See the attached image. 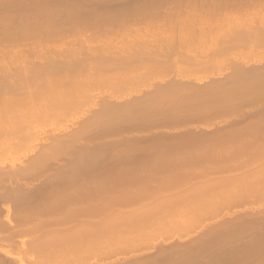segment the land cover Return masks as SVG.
Masks as SVG:
<instances>
[{
    "label": "bare ground",
    "instance_id": "6f19581e",
    "mask_svg": "<svg viewBox=\"0 0 264 264\" xmlns=\"http://www.w3.org/2000/svg\"><path fill=\"white\" fill-rule=\"evenodd\" d=\"M222 14H226L224 17L227 18L247 20L248 22L243 23L235 22L241 27L235 29L242 32L248 28L245 35H254L256 41H261L260 38L264 35V29H259L261 24L255 25L254 19L259 18L264 25V0H0V201H6V204L8 202L9 204H22L21 206L25 203L29 204L33 200H27L29 195L27 193L33 195L36 188L37 192L39 188L42 189V187L38 188V185L43 184L40 179L46 175L44 173L52 171L59 175L60 180L58 178L57 180L61 181V179L67 178L68 174L65 173L69 171L78 172L80 170L78 172L80 174L83 171L82 168L99 167L95 163L99 160L97 157L107 150L105 148L108 145L120 144L121 142L133 144L158 134L157 131L153 132L157 130L156 127L153 130L154 127L150 129V127H146L147 125L141 124H137L141 126L133 131L118 133V130L124 126L123 121L119 118L123 114L132 113L133 115L135 110H145L147 106L155 105L156 108L160 109L174 108L176 110V104L193 101L194 99L191 97L194 95H203L204 93H199L201 90L207 92V89H214L225 93L229 87L242 90L247 86L256 87L255 85L264 79V49L259 47L263 58H257L256 54H252L255 38L253 41L252 39L251 41H245V39L236 41L237 43L245 41L246 45L251 43L247 47L252 46L251 49L242 51L243 57L235 60V63L232 60L231 65L229 62H227L229 65L227 63L225 65L224 61L220 62L214 55L215 58L210 56L212 58L205 61L204 58L201 59L202 56H193L186 51L196 48L197 35L193 37V33L201 32L204 29L206 32L211 31L215 26L214 22L221 20L222 17L219 18V16H223ZM209 18L214 22H211ZM250 26L252 30L249 29ZM177 33H180V36L189 33L192 37L186 35L181 36L183 37L181 38ZM160 34L171 37L170 44L168 41L165 43L164 36L162 37ZM175 34L180 38L178 39L180 43L175 41L177 38L173 40L176 37ZM166 39L168 40V38ZM176 43L179 44L177 49L175 48ZM185 45H189L187 49L185 48L186 50L184 49ZM193 57L199 60L191 62ZM213 59L216 62L214 70L210 69L211 66L209 67L211 65L209 61H212L214 66ZM218 62L224 64V70H222L224 67L222 64H220L221 67L216 65ZM170 63L180 64L181 70L175 75L169 73L168 66ZM218 68L219 70H217ZM226 83H230L229 86ZM157 102L164 105L159 106ZM170 110L168 112L173 114L179 113L173 109ZM184 110L181 109L180 112L182 113ZM141 114L143 115L145 112ZM183 115L187 116L189 113L177 114L180 118L177 117L176 119L179 118V120L172 126H166L163 135L169 134L170 130L183 129L188 124L181 121L183 117L185 118ZM127 144L125 146L129 147ZM123 146L121 145V147ZM91 169L93 170V168ZM56 174L52 173L50 176H57ZM62 175H65L64 178L60 177ZM83 178L84 175L79 184L85 183L86 185H84L87 187H83L88 190L90 179ZM59 181L52 182L59 183ZM62 181L64 182V180ZM73 181H76L75 178ZM212 186H208L209 189ZM203 193L205 192L203 191ZM32 195L30 196L32 197ZM30 196L28 198H31ZM92 199L94 197L84 201L89 204ZM50 202L44 206L48 205L49 208L57 206V203ZM59 203L58 205L61 206ZM158 203L156 202L155 206L147 205L146 207L144 205L146 209L143 206L141 209L139 205L140 213L125 215L113 222L108 220L109 224L106 220L107 223L104 222L107 225L103 224V227L99 226L98 229L90 228V230L89 227L86 229V224H84L80 230L75 228V231L69 230L67 233L66 231L63 233L60 231L59 233L58 231L57 233H49L47 231L48 234L44 238L36 240L37 244H34L36 247L32 245L33 243L31 244V252L35 249H45V245L49 248L53 243L54 246H52L51 251L53 249L57 251L58 246L61 248L63 247L61 245H66L68 249L64 248L66 246L63 247V256L61 251L58 252L59 254L51 255L54 251L50 253L49 249H45L46 252L43 253H50L52 258L56 255L57 260L55 257L51 260L53 263L55 260V263L56 261H62L61 263L65 261L68 264L70 260L73 261L72 257L76 253L78 259L81 256L80 253L84 256L85 252L89 251L88 248L84 251L81 247L84 245L83 248H85L88 247V244L90 245L92 240L89 238H96L93 239L95 244L106 242L108 243L107 247H109L110 242L112 245L114 242L117 245L116 242L121 240L120 244L128 241L126 244H131L130 246L139 244L141 241V243L146 242L153 235V232L155 234L157 230L162 228L165 230V227L175 225L174 221V225L170 222L174 217V214L171 215L175 213L174 209L182 213L186 211V209H179V207L177 209L173 206L174 204L169 203L164 206V204ZM9 204L7 205L10 209L11 205ZM1 205L3 206V204ZM80 205L78 204V206ZM75 207L73 203H69V205L64 206V212L67 210L73 212L77 208ZM21 214L23 215V212ZM25 214L27 213L25 212ZM159 214L161 217L162 214L165 216L169 214L173 217L168 219L169 221L163 217L162 222ZM67 216L69 217V215ZM6 219L8 220V218ZM38 219L41 218H37L36 221ZM19 220L18 224L21 225L22 230L25 219H22L20 215ZM41 221H37L36 224H40ZM112 228L114 229L112 230ZM104 231L107 233H103ZM96 234L102 235H99V238ZM108 234L112 238L107 236ZM41 235L44 236L45 234L41 233ZM142 235L146 237L142 238ZM4 237L5 244L7 243L8 248L11 249L10 242L14 238H12L11 233L8 236L4 235ZM24 238L20 237L15 242L16 251L13 249L4 251L2 249L4 247L0 249L7 254V258L14 264H50L46 260L45 263L40 261L38 258L39 251H37L38 256L35 254L34 261L38 259L33 263L34 257L29 250L31 247ZM88 239L91 241L90 243L87 242ZM138 241L140 242L138 243ZM103 243L96 245L100 244L101 248ZM149 243L152 242L149 241ZM48 244L51 245L48 246ZM95 244L92 243L91 246H95ZM159 244L162 245V243ZM77 245L84 252L80 249H77L79 252H76L74 247ZM156 245L158 244L156 243ZM156 245L155 248L158 247ZM71 248L75 249L74 256L73 250H69ZM115 248L117 249V247ZM99 250L101 249L98 247L96 251ZM123 250L127 252L125 247ZM134 251L138 252L136 249ZM139 253L125 256L122 263L128 259L133 260L134 257L137 261L139 256L141 258V255H144V252H141V255ZM40 257L44 258L42 255ZM118 261L121 262L120 259ZM0 264L6 263L4 260H0Z\"/></svg>",
    "mask_w": 264,
    "mask_h": 264
},
{
    "label": "rangeland",
    "instance_id": "374dc122",
    "mask_svg": "<svg viewBox=\"0 0 264 264\" xmlns=\"http://www.w3.org/2000/svg\"><path fill=\"white\" fill-rule=\"evenodd\" d=\"M222 15L223 16L220 15L219 18H223L226 14ZM225 17L223 19L221 18V20L219 19V22H214V20L209 18L211 22H214L215 26L213 29L208 32L204 31V29L201 32L193 33V37L197 35L196 48L189 50L187 49L189 45H185L184 49L186 48L187 50H185L190 52L193 56H202L201 59L204 58L205 61H208L214 55L220 62L224 61V64L229 62L230 65L232 60H234L233 62L235 63V60L242 58L241 52L247 49L249 50V48L251 49L252 46L250 45L247 47V45L251 43H247L246 45L244 42L246 40L251 41V39L253 41L255 36L245 35V31H248V28L245 30L242 29L243 31L240 30L242 32H238V29H235L241 28L240 25L235 24V22L243 23L248 22L247 20L237 18L236 20ZM217 18L215 17V20H217ZM209 20L206 21L208 22ZM206 21L204 22L206 23ZM254 22L256 23L255 25L261 24L259 29H264L262 20L255 18ZM251 28L250 26L249 29L252 30ZM177 34L180 36V33ZM177 34H175L176 37L174 39L172 37V39L175 40L177 38L175 41L180 43V40L178 41L180 38ZM186 35L192 37L189 33L181 36ZM161 36H164L165 43L168 41V44H170L171 37H165L164 34ZM166 38H168V40ZM239 39H245V41L241 43L238 41L239 43H237L236 41ZM262 39H264V35L260 38L261 41H256L255 38V44L252 46L254 51L252 54H256L257 58H263L260 54L262 52L259 51L260 46L261 49H264L262 48V46H264V40ZM173 43L175 44V42H172V44ZM177 43L176 47L174 46L176 49L179 45ZM181 45H183L182 42ZM244 46H246V48H244ZM180 47L179 49H181ZM195 60L198 61L199 59H191V62ZM209 62H211V65H209V67L211 66L210 69L214 70V67H216L215 60L213 62L214 66L212 61ZM220 64L222 63L218 62L216 65L220 66ZM224 64L222 65L224 66ZM224 68L225 66L222 70H224ZM229 68H231V66H229ZM229 68L226 69L228 70ZM180 70V64L170 63L168 66V72L173 75L177 74ZM217 70H219V68ZM229 84L230 83H226L228 86ZM255 86L256 87H253V85L252 87L245 86L246 88L244 87V90L229 87V89L225 90V93H221L214 89H207V92L201 90L199 93H204L203 95L197 94L193 97L189 96L194 99V102L186 100L188 102H183V105L176 104V110L170 108L175 112H179L174 113L175 115L172 112H168L170 109L167 108L165 110V108H156L155 105L147 106L145 110L142 109L143 111L141 109L135 110L133 111V115L130 113L123 114L122 117L119 116L124 126L118 130V133L123 131L128 132L130 130L133 131L138 129L141 125H147L146 127H150V129L154 127L153 130H155L156 127L157 130L152 131H157L158 134L151 135V137L147 139L144 138V141L142 140L133 144L126 143L129 147H126V144L123 142H121L123 144L114 143L106 146L105 149L107 150L102 155L98 156L97 158L99 160L95 162L99 167L90 166L88 169L82 168L83 171H81L80 174H78L80 170L78 172L69 171L65 173L68 174L66 176L67 178H64L65 175L60 176L64 178L61 179V181L64 180V182H62L65 186L59 181L58 174L52 171H50L51 174L48 172L50 175H52V173L57 175H53V177L48 173H44L46 175H44V177L42 176L43 178L40 179L43 184H40L41 186L38 185V188L42 187V189L39 188L37 192L36 188L35 193H33L34 189L30 191L33 195L28 192V197L30 195H32V197H27V200L31 199L33 201H27L29 204L25 203L26 205L24 204V207L21 206L22 204H9L8 202L7 204L11 205L9 209L6 201H0V248L4 247L2 248L4 251L12 249L16 251L17 245L15 242L18 241L20 237H25L24 239H26L27 244L29 243L31 247L29 250L30 254L34 257L32 259L33 263L39 258L40 261L44 263L46 260V262H50V264H66L65 261H63L64 263H61L62 261H59L60 263L56 261L55 263V260L53 263L51 260H53L54 257L56 259L57 256L55 255L52 258L49 255L53 251L51 255L57 254L58 252L60 253V251L62 254L63 247L66 245H61L63 246L61 248L58 246V249L56 248L57 251L54 249L51 251L54 243H51L52 246L49 248L45 245L47 248H44L50 250V253L47 252L49 254L43 253L46 252L45 249H35L36 251L34 250L31 252L32 245L35 246L34 244H37L36 240L44 238L48 232L57 233L58 231L59 233L60 231L63 233L66 231L67 233V231H75L77 228L80 230L84 224H86V229H88V227L89 229H98L99 226L103 227L102 225L105 224L104 221L106 220H112L110 222H113L125 215H135L140 213L139 211L140 208L142 209V206L146 209L147 205L155 206L156 202H159L160 204H164V206L169 203L172 205L174 204L173 206L177 209L179 207V209H186V211L183 213L180 211L177 212L176 209H174L175 207H172L175 213L171 215L174 214V217L169 214L167 215L168 217L164 214H162L161 217V214H159L161 221L163 217L166 221L173 217L170 222L172 224L174 221L175 225L173 223V227H168L169 230L167 227H165V230H163V228L157 230L155 232L157 235L153 232V235L148 238L152 243H149L148 240L146 241L148 243H141L142 241H138V243L140 242L139 244L135 242L136 245L132 242L135 245L130 246L131 244H126L128 241L125 242L124 240V242L120 244L121 240L120 242H116L117 245L115 242L113 243L114 245L110 242L112 246L109 245V247H107L108 243L104 242L106 243V245H104L103 242H98L103 243L101 244L103 246L100 248V244L96 245L98 243H94L93 239L96 238H89L92 240V242L89 241V239L87 240L88 243L91 242L90 245L87 243L88 247L85 248H83L84 245L81 246L84 251L86 248L89 250L85 252L84 256L80 253L81 256L79 255L80 257L77 259V253L74 256L75 249H69L70 251L73 250L72 254L74 257L71 256L73 261L70 260L68 264H264V79ZM158 105L163 106L164 104L159 103ZM181 109H185L184 112L181 113ZM142 112H145V114L142 115ZM184 113H189V115H183L185 118L183 117V119L180 120L188 124L184 127L182 126L183 129L180 128L178 131L172 130L173 133L170 130L169 134L165 133L166 135H163V131H166V126H172V124L179 120L180 117L177 116V114ZM177 117L179 118L176 119ZM121 145L124 146L121 147ZM122 152L125 153L123 154ZM90 163L92 164V162ZM91 168H93V170ZM83 175V179H86V177L88 178L87 180L90 179V181H88L90 184H87L89 187L88 190L84 189V187H87L85 183V185L79 184L81 183ZM57 178L59 180H57ZM74 178L76 180L75 182L73 181ZM52 181H59V183ZM50 183L52 184L50 185ZM210 185L213 186L209 189L208 186ZM101 187L104 188L101 189ZM202 189L205 193H203ZM83 197L90 200L94 197V199L89 201L90 203L88 204V202L86 203L84 201L85 199ZM50 201L57 203V206H52L54 208H49L48 205V207L44 206V204ZM58 203L61 204V206L58 205ZM69 203H73L74 207L77 205V208L75 207L76 209L73 212L68 210L64 212V206L69 205ZM1 204H3V206ZM78 204L80 206H78ZM144 205L146 207H144ZM86 207L87 209H84ZM22 212L23 215L21 214ZM25 212L27 214H25ZM65 214L69 215V217ZM20 215L22 219H25V223L23 222L25 225L22 226V230L21 225L18 224ZM55 215L57 216L55 217ZM180 215L182 217L181 219ZM6 218H8V220ZM37 218H41L37 221H43H41L40 224H36ZM110 222L108 221V224ZM43 225L44 227H42ZM59 225L62 227L60 228ZM36 226H38V229L40 228L39 231H37L38 229ZM113 229L114 228H112V230ZM43 230L44 232H41ZM10 233L12 238H14L10 242L11 249L8 248L7 243L5 244L6 240L4 237V235L8 236ZM41 233L45 235L43 236ZM103 233L107 232L104 231ZM1 235L3 236L1 237ZM109 235L110 234L107 236ZM103 236L106 235L103 234ZM144 236L142 235V238H144ZM168 237L170 238L168 239ZM142 238L140 236V239ZM92 243L95 244L97 248L91 246ZM156 243L158 245H156ZM159 243H162V245ZM50 245L48 244V246ZM155 245L158 247L155 248ZM77 246L74 247L76 248V252L80 249L79 245ZM98 247L101 249L99 250L100 252L96 251ZM115 247H117V249ZM122 247H125L128 253L123 250ZM64 248H67V246ZM127 248H130L132 252L128 251L130 249ZM2 249H0V260H4L6 264H14L7 258V254H5ZM82 249H80V251H82ZM135 249L140 252V255L141 252H144L145 256L141 255L140 258L137 254L139 256L138 259L140 258L139 260L137 259V261H135L136 259L134 257L133 260L128 259L122 263V259L125 258V256L127 257L133 253H138L134 251ZM37 251L40 252V255ZM35 254L37 256L39 255V257L34 261L36 257ZM41 255L44 258L40 257ZM116 259H120L121 262H117Z\"/></svg>",
    "mask_w": 264,
    "mask_h": 264
}]
</instances>
